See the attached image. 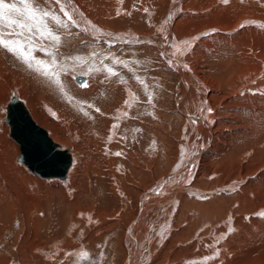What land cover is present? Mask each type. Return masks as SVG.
<instances>
[{"label":"bare ground","instance_id":"bare-ground-1","mask_svg":"<svg viewBox=\"0 0 264 264\" xmlns=\"http://www.w3.org/2000/svg\"><path fill=\"white\" fill-rule=\"evenodd\" d=\"M84 1L85 8L81 0L63 5L76 21L72 23L56 0L47 4L39 0L65 19L67 28L56 31L61 38L58 46L47 40L36 44L54 52V58L72 49L76 53L90 49L86 59L104 77L100 86L92 87L86 76V85L76 80L83 95L77 96L76 89L77 94H71L69 77L55 70L62 75L64 94L76 98L83 111L77 116L82 131L75 137L83 134L85 143L95 145L98 153V158L87 157L86 172H93L96 180L108 170L114 174L119 206H113V212L108 206L99 211L68 200L67 191L74 199L89 196L93 204L99 203L98 195L85 188L84 178L76 177L77 143L68 149L72 163L65 178L39 175L21 154L19 160L47 178L49 186L63 187L62 208L51 212L46 201L32 227L27 223L23 227L27 229L23 237L35 246L21 245L22 263L74 264L80 259L97 264L102 255L99 264H230L233 241L264 225V0ZM47 53L36 56L51 61ZM15 58L7 53L0 64L15 66ZM127 58L141 79L108 81L106 67L117 73L112 77H119V64ZM17 65L23 70L20 79L29 106L16 97L41 125L32 113L41 114V106L29 85L34 80L57 96L60 89L23 62ZM11 101L5 121L12 130ZM124 118L134 131L127 127L128 132L122 133ZM119 134V157L112 164L107 156L115 148L109 142L120 139ZM11 136L19 143L12 131ZM81 218L84 226L90 221L93 230L86 227L84 237L72 243L71 227L85 228ZM61 239H67L63 246ZM109 244L113 247L107 256ZM85 252L87 258H80ZM65 254L72 262L64 261ZM5 261L0 262L10 263Z\"/></svg>","mask_w":264,"mask_h":264},{"label":"rangeland","instance_id":"rangeland-1","mask_svg":"<svg viewBox=\"0 0 264 264\" xmlns=\"http://www.w3.org/2000/svg\"><path fill=\"white\" fill-rule=\"evenodd\" d=\"M81 1H82L83 8H85V6H84L85 1L84 0H81ZM12 2H14V0H6V3H12ZM15 2L18 3V0H15ZM57 12H59V11H57ZM62 20H63L64 24L67 25V21H65V19H63V18H62ZM66 28L67 27L60 28V29H62V31H63ZM60 29L56 28L55 31H58ZM36 46L38 48H44L38 44H36ZM89 50H88V48H81L80 51L78 50L76 53V51L74 49H72V52L65 53L66 55L65 54L64 55L63 54L57 55L55 58L56 64L58 65L57 70H59L62 73V75L69 77L68 78L69 80H67V81L69 82L68 84L71 85V87L69 85V88L70 89L72 88V90H70V91H72L71 94H77L78 93L77 96L83 95V93L78 92L83 87H81V85L78 82H76V79H74L75 75L82 74V75L89 77L90 81L93 84V85L91 84L92 87L100 86L101 82L103 81L104 77L103 78L100 77L99 73L97 72L98 66L97 65H91L92 63L86 59L87 55L89 54ZM46 51H38V52L47 53ZM74 51L76 54L74 53ZM7 53H11V52L6 51L4 48H0V61H1L2 57H3L2 60L5 59V56ZM70 55H71V57H69ZM15 57L16 56L14 55V58ZM58 58H60V59H58ZM15 59L17 60V63L15 66L10 65L8 62H7L8 66L6 64H3V65L0 64V198L3 200V201H1L2 203L0 202V205L2 204V206H0V208L3 207L2 208L3 210L2 209L0 210L2 212V213L0 212V218L2 219L0 221V243H1L0 244V261L6 260L5 263L10 262L9 264H23L22 263L23 257H22V252H21L22 250H20V249H22L21 245H23V246L25 245V246H29V247H31L33 245L35 246V244H32L34 242L30 243L29 242L30 239L28 240V239H26V237L25 238L23 237L25 235H22L23 234L22 232L23 231L25 232L27 230V229H23V227L26 226V228H27L29 224H30V227H32L31 225L34 224V220H35L34 218H36L38 213H39L38 212L40 209L39 207L44 206L43 203H46V201H47V203L49 202L48 207L50 206L49 209L51 212L54 211V209L56 210V209L62 208L61 207L62 197H61L60 191L63 187L61 185H57L56 187L55 186H49L48 183L50 181L47 178L39 176L37 173L33 172L28 167V165H26L25 163H23L19 160V157H21L20 145L11 136V126L9 125L8 122L5 121V118L7 115V112H6L7 106H8V104L11 101L13 96H18L26 105L29 106L28 99H27V97L25 98L23 91H22L25 89V88H23L24 86H22V83H23L22 79H20V76L23 75V70H22V67L17 65L18 63L21 64L22 61L20 59H18L17 57ZM128 60H129V62H127ZM121 63L122 64H119V67L121 68L120 70L122 71V73L119 75V77H112V75H110L109 73H106V74H108L106 76L108 81L110 80V78L113 80L119 78V80L122 82H126V81L130 80V78H132V79L134 78L133 79L134 81L141 79V76L140 75L138 76L134 72V70L131 69V66H130L131 62H130L129 58H127L126 61H123V62L121 61ZM128 66H130V67H128ZM61 73H60V76L62 77ZM124 73L126 74V76H123ZM71 81H73V82H71ZM88 87H86V88H88ZM29 89L33 92L32 94H33V97L37 103V106L38 107L41 106V109H40L41 114L38 113L36 115L35 110L32 108L34 106L30 105L31 112L34 110L32 113H34L33 114L34 117H36V119L40 122V124L43 127L47 128V130L50 131L49 133L54 134L56 136L57 140L60 141L61 145L64 148H68L70 150H73L74 146H76V143H77L76 147L78 148V150L81 154L79 153V160L80 161L78 163L79 164L78 167L75 169L76 177L78 180H81L82 178H84L83 182L85 184V188H87L88 192H90V190H91L94 197H96L98 195L97 198L99 199V203L96 202V204H93L91 202V199L88 198L89 196L82 197L81 199H74V195L71 194V192L69 193V191H67L68 196H69V197L67 196L68 200H70V202L73 200H76V205H78V206H87L89 208L93 207L92 208L93 210H99V211L102 210L103 208L105 209L104 206H108V211L111 210V212H113L112 207L113 206H115V207L119 206V198L115 197V195L118 196V193H119L117 191H116L117 193L115 192V190H117V187H118V184L116 182V177L114 176V174L111 173L110 170H108V171L105 170L106 172L104 173L103 177L100 180H96L97 176L95 177L93 172H90V174H87L86 164H85L87 157L91 154L94 157V159L98 158V153L95 149V145L90 147L85 143V139H84L85 137L83 136V134L80 135L78 138H76L77 136L74 135L76 132L81 134L82 130L80 131V126L83 125L80 121V118L77 117V116H79L78 113L83 112L80 105L77 104V102H75L77 99L74 97L69 98L67 96V94H64V92L61 93V91H60V94H58L59 96H61L60 98H62V99H60L59 96H57L55 94L53 95L51 93H48L46 91V89H44L43 85H41L40 83L38 84L37 82H34V80L32 81L31 86L29 85ZM75 89H76L77 93H75ZM38 90H39V92H38ZM62 94H63V97H62ZM42 104H44V105H42ZM50 105H52V106H50ZM76 105L79 107H76ZM42 106L45 108L50 107L51 109H50V111L46 112ZM77 108H78V110H77ZM52 113H54V114H52ZM58 116H60V117H58ZM57 121H59V122H57ZM120 121L119 122L122 123L125 127L122 129V130H124V132L122 131V133L128 132L129 130L134 131L133 130L134 128H132V126H130L126 123L127 118H124V120L120 119ZM65 123L70 125V126H68V125L66 126ZM48 124H50L49 127H48ZM64 124H65V126H64ZM59 126H61L63 128H61ZM127 127H128V131H127ZM55 130H56V132H55ZM187 130L188 129H185V131H187ZM119 131H120V129H119ZM176 131H177V129H176ZM99 134L101 137L104 138L103 134H101V133H99ZM97 136L99 137L98 134H97ZM118 137H120V139ZM118 137H117L118 138L117 140H113V141L109 142V144L114 145L115 149L114 148H113L114 150L111 149V151L113 150V152H111V153L109 152L110 153V154H108V156L110 155L109 157L106 155L107 158H110V159L112 158V160H113L111 162L112 164H114V162H116V159L119 157V155H117V153H118L117 151L119 150V149L117 150V148H118L117 145L119 144V141L121 140L122 135L119 134ZM172 137L175 138V141L176 140L178 141V138H176L174 135ZM66 141H68L70 143L68 144V142H66ZM116 141H118V142H116ZM129 141H130V138H128V142ZM75 153L77 156L78 153L77 152H75ZM81 187H82V185L79 188H81ZM99 187H100V189H99ZM54 188H55V191L53 190ZM56 189H57V191H56ZM106 190H108V191L106 192ZM111 190H113V191H111ZM55 195H56V197H55ZM40 197H43V198H41V200H40ZM51 198H52V201H51ZM4 203H6V205ZM34 211H36V212L33 213ZM57 211L59 212V210H57ZM74 216L76 217V215H74ZM83 218L80 219L81 221H83V223L81 222L80 224H83V226H84L85 222H84ZM29 220H30V222H29ZM92 223H93V221H92ZM86 224H87V226L85 225L84 226L85 228H83V229L79 228V224L71 227L70 232H72V231L76 232V233L74 232V237H72V243H75L76 241H78V238L84 237V234L86 232L85 230H87L86 227L88 229L93 230L92 224L90 221L86 222ZM253 229L251 228L250 230L245 232V234L242 238L238 237V240L233 241V243H235V244L232 243V246H230L232 248V253H231V257H230V259H232V260L230 261V264H264V225L261 226L260 228H258V230L254 229L255 230L254 231ZM122 233H123V231H122ZM66 235H67V233H66ZM66 240L67 239H61L59 242L63 246L64 243L66 242ZM105 246H106L105 249H107V256H109L108 253L111 252L113 245L109 244V245H105ZM28 252L31 253V251H28ZM65 255H66V257H65L64 261L65 262L67 261V263L72 262L71 260L68 261L70 255H69V257L67 256V254H65ZM98 257H99V261H98V259L95 260V262L97 264H99V262L101 261L103 256L100 255ZM80 258H84V257L81 256ZM78 260H79V262L81 261L80 259H77V260H75V262L73 261L72 263L77 264ZM83 261H81L82 262L81 264H87V262H83ZM1 263L3 264V262H0V264Z\"/></svg>","mask_w":264,"mask_h":264},{"label":"snow or ice","instance_id":"snow-or-ice-1","mask_svg":"<svg viewBox=\"0 0 264 264\" xmlns=\"http://www.w3.org/2000/svg\"><path fill=\"white\" fill-rule=\"evenodd\" d=\"M47 3L48 0H45V4ZM56 3L61 5L60 12L63 13V16L68 21L76 23L70 12L63 6L70 4L71 0H56ZM54 27L65 28L67 25L56 13L42 6L39 0H18V3L15 0L12 3L0 0V48L11 52L30 70L46 77L63 92L60 74L55 70L58 67L54 58L55 53H47L53 57L51 61L40 60L36 56V52L46 51V49L36 46L37 40H47L53 46L60 44L61 38ZM106 70L110 75H117L110 68L106 67ZM209 111L211 110L209 109ZM82 256L87 258L88 253L85 252Z\"/></svg>","mask_w":264,"mask_h":264},{"label":"water","instance_id":"water-1","mask_svg":"<svg viewBox=\"0 0 264 264\" xmlns=\"http://www.w3.org/2000/svg\"><path fill=\"white\" fill-rule=\"evenodd\" d=\"M81 85L87 84L85 75L76 76ZM8 119L12 121V134L21 145V159L41 176H67L72 163V155L68 148H61L49 134L31 116L27 107L16 96L8 108Z\"/></svg>","mask_w":264,"mask_h":264}]
</instances>
